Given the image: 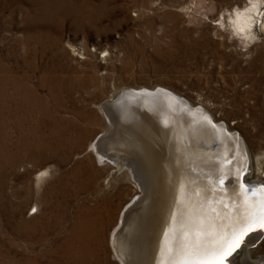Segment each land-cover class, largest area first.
I'll list each match as a JSON object with an SVG mask.
<instances>
[{
  "label": "rangeland",
  "instance_id": "rangeland-1",
  "mask_svg": "<svg viewBox=\"0 0 264 264\" xmlns=\"http://www.w3.org/2000/svg\"><path fill=\"white\" fill-rule=\"evenodd\" d=\"M248 1L0 0V264H56L78 214L83 237L103 239L93 263L120 264L114 228L131 231L150 198L126 88L172 89L244 135L253 159L264 150V29L244 41L229 18ZM57 201L66 225L43 230ZM248 246L249 264H264V236Z\"/></svg>",
  "mask_w": 264,
  "mask_h": 264
},
{
  "label": "bare ground",
  "instance_id": "bare-ground-1",
  "mask_svg": "<svg viewBox=\"0 0 264 264\" xmlns=\"http://www.w3.org/2000/svg\"><path fill=\"white\" fill-rule=\"evenodd\" d=\"M262 8V0H249L243 6L238 5L231 10L230 25L244 41L253 39L254 24L264 29ZM141 91L143 90L141 89ZM141 91L132 92L130 97L124 93V96L128 97L126 101H132V109L129 108L132 110L133 116L121 114L124 116V120L129 123L130 143L134 146V151L138 153V159L143 161L144 169L145 166L147 168L150 198L146 207L139 208L132 215L133 228L131 231L127 229L128 231L124 232L123 229L117 238V229L114 228L111 239L114 241L116 238L122 246L119 250L120 264H160L161 259L166 258L162 250L165 247V242L172 239L173 229H191L203 226L206 231H211L215 236L225 233L228 224L237 222L241 212L233 204V200H230V196L227 198L228 194L221 195L222 198L216 201L217 209L208 206L211 205L212 194L208 185L215 173L216 158H221L223 154H231L238 142L241 144L243 141L245 146H248L251 156L252 171L247 179L264 181V150L258 152V155L253 159L247 139L242 135L241 142L237 141L236 133L232 132L234 127L228 126L231 132L226 134L223 132L220 118H211L196 108H184L183 102L167 92L158 91L156 94H150ZM4 96L8 97V95ZM95 142L96 144L92 143L91 149L101 158L104 154H100L101 142L98 140ZM240 147L239 150H243V147ZM56 152H58L56 147H53L49 155H56ZM237 159L240 160V156ZM114 162L116 161L114 160ZM45 172L48 173V170L43 171L42 174ZM111 177L112 175L108 174L107 183ZM234 182L235 178H232L227 183L233 184ZM212 205L214 206V203ZM227 205L228 208H226ZM126 208L121 214L120 223L128 214ZM55 210L56 216L48 215L42 225L43 230L58 232L65 227L68 219L67 207L57 201ZM83 217L78 214L68 234L64 235L60 243H56V264H94L95 253L100 252L98 248L101 247L100 241L103 239H99L97 244L92 245L90 237H83L88 227L81 222ZM129 227L130 225H128ZM15 229H21L22 233L25 230L36 233L41 230L40 227L37 228L29 223L16 225ZM165 233L169 235L165 236ZM262 234L263 232L251 233L247 237V242L234 252L233 260L236 258L249 264L247 254L250 253L251 248L248 243ZM125 236H130L128 242H125ZM244 254L246 256H243Z\"/></svg>",
  "mask_w": 264,
  "mask_h": 264
},
{
  "label": "snow or ice",
  "instance_id": "snow-or-ice-1",
  "mask_svg": "<svg viewBox=\"0 0 264 264\" xmlns=\"http://www.w3.org/2000/svg\"><path fill=\"white\" fill-rule=\"evenodd\" d=\"M243 198L246 207L250 208L245 227L234 230L231 235L215 236L203 226L173 229L172 239L165 242L162 250L166 258H162L160 264H225L226 258L240 247L249 231L264 229V186L251 190L243 187Z\"/></svg>",
  "mask_w": 264,
  "mask_h": 264
},
{
  "label": "water",
  "instance_id": "water-1",
  "mask_svg": "<svg viewBox=\"0 0 264 264\" xmlns=\"http://www.w3.org/2000/svg\"><path fill=\"white\" fill-rule=\"evenodd\" d=\"M141 89H144V91H141ZM140 91L149 92L150 94H156L158 91L167 92L170 95L175 96L177 100L183 102V104H185L184 108H194V109L196 108L200 111L202 110V112H204V114H206L207 116L211 118L214 117L210 112L205 111L203 108L193 104L192 102L190 103V101L187 98H185L184 96L180 95L178 92L169 88L155 87L152 89L150 87H142V88L129 87L126 88L122 92V94L126 93L127 94L126 96L130 97L132 95V92H140ZM221 125L223 127V132H225L226 134H230L229 132H231V130L228 129V126L223 123H221ZM232 132L236 133L237 141L240 140L241 142L242 140L241 133L235 130H232ZM241 144L238 142L237 143L238 148L235 147L234 151L231 154L229 155L223 154L221 158L219 157L216 158L217 165H216V169L214 170L215 173L212 179L209 180V185H208L210 192L212 193L210 199L211 205L208 206L217 209V206L215 205L216 201L222 198L221 195L228 194L227 198L228 196H230V200H233V204L236 207H238L239 211L241 212V216L237 220V222L230 223L226 226L227 228L225 233H228V235H231V233L234 230H239L240 228L245 227V217L248 215L250 208L246 207L244 203L243 187H247L248 189L251 190L254 188H259L261 186H264V181H258V180L250 181L247 179V176L252 171L250 167L251 156L249 154L248 146L246 147L243 141ZM240 146L243 147V150L242 149L239 150V148H241ZM239 156H240V160L237 159ZM232 178H235V182L233 184H228L227 182ZM221 180H223V183H220ZM213 203L214 206L212 205ZM226 208H228V205L226 206ZM257 232L258 233L263 232L260 238L264 236V229L257 228L253 231H249L243 237V241L240 247L237 249H240L242 245H244L247 242L248 240L247 237L251 233H257ZM234 252L229 257L226 258L225 264H233Z\"/></svg>",
  "mask_w": 264,
  "mask_h": 264
}]
</instances>
